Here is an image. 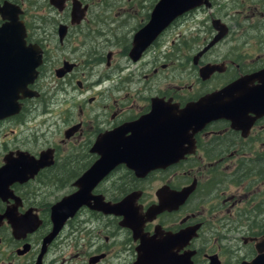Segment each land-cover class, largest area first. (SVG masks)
I'll use <instances>...</instances> for the list:
<instances>
[{
	"label": "flooded vegetation",
	"instance_id": "af4514ba",
	"mask_svg": "<svg viewBox=\"0 0 264 264\" xmlns=\"http://www.w3.org/2000/svg\"><path fill=\"white\" fill-rule=\"evenodd\" d=\"M158 1L0 0V27L16 14L25 46L40 52L26 86L37 95L0 119V171H11L0 176V264H241L257 255L264 0H200L136 41ZM143 118L132 134L159 136L133 149L175 162L141 173L114 164L81 187L93 185L88 205L50 237L51 207L111 159L115 138L103 135ZM126 198L115 213L89 208Z\"/></svg>",
	"mask_w": 264,
	"mask_h": 264
},
{
	"label": "water",
	"instance_id": "95a60500",
	"mask_svg": "<svg viewBox=\"0 0 264 264\" xmlns=\"http://www.w3.org/2000/svg\"><path fill=\"white\" fill-rule=\"evenodd\" d=\"M199 4L200 0H159L151 12L149 22L136 34V41L139 42L147 36L145 43H148L152 39L153 35L166 27V25H168L175 17L198 6ZM16 18V14L13 17H9V21L5 22L0 27V119L18 113L19 104L17 103V99L31 98L37 95L35 92L28 91L26 89V85L32 83L36 76L35 68L40 63V52L36 47L25 46L24 28ZM142 47L144 46H141L139 50H141ZM195 105L201 106V102L196 103ZM156 111L157 109L155 105L152 104L149 113V116L152 119L156 117ZM142 122H146L144 118L136 122L129 123L126 126H122L109 134L103 135L104 137L115 138V150H112V152L109 153V157L111 156V159H99L95 165L90 167L79 178L76 185L78 190L61 198L51 207L50 218L53 227L50 237L58 231L64 220L67 217L72 216L78 207L81 205H88L84 203L86 202L89 191L93 186L92 184L99 181L103 175H105L106 171L114 164L123 163L126 168L141 173L143 171H148L150 169L175 162V160L171 158H151L148 154H145L147 152L146 150L133 149L136 144L142 142V138L155 141V139L159 136H154L153 134H135L134 136L132 133L141 129L139 124ZM162 129L166 128L162 127ZM127 132L130 133V136L124 137ZM139 156H146V158H139ZM108 163L109 165L105 166ZM37 167L34 169L36 170ZM10 172L8 167H3L0 171V176L3 178ZM87 182L92 184L87 185L88 187L86 189H81V187ZM179 195L184 197L186 192L183 191L179 193ZM127 200L128 198L122 200L113 207H109L102 203L100 199L98 204H94L92 207L89 206V208L101 211L105 214L115 213L118 211L117 209L127 205L124 204ZM253 247L257 255L249 263L242 262L241 264H264V237L259 243L255 242ZM152 263H154V261ZM135 264L141 263L137 262Z\"/></svg>",
	"mask_w": 264,
	"mask_h": 264
},
{
	"label": "rangeland",
	"instance_id": "374dc122",
	"mask_svg": "<svg viewBox=\"0 0 264 264\" xmlns=\"http://www.w3.org/2000/svg\"><path fill=\"white\" fill-rule=\"evenodd\" d=\"M34 130H36L38 134H44V138H45V140H46V141H50V135L48 134L49 131L46 132L47 129H46L45 126H36V127L34 128ZM20 131H21V129H20ZM50 132H51V131H50ZM53 132H54V133H57V131H55V130H53ZM56 138H57V137H56Z\"/></svg>",
	"mask_w": 264,
	"mask_h": 264
},
{
	"label": "bare ground",
	"instance_id": "6f19581e",
	"mask_svg": "<svg viewBox=\"0 0 264 264\" xmlns=\"http://www.w3.org/2000/svg\"><path fill=\"white\" fill-rule=\"evenodd\" d=\"M27 86V85H26Z\"/></svg>",
	"mask_w": 264,
	"mask_h": 264
}]
</instances>
